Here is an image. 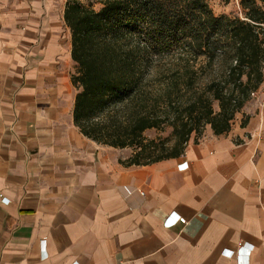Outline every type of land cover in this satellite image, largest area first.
Masks as SVG:
<instances>
[{
    "label": "crops",
    "instance_id": "obj_1",
    "mask_svg": "<svg viewBox=\"0 0 264 264\" xmlns=\"http://www.w3.org/2000/svg\"><path fill=\"white\" fill-rule=\"evenodd\" d=\"M64 9L0 0V264H264V83L227 132L124 164L74 123Z\"/></svg>",
    "mask_w": 264,
    "mask_h": 264
},
{
    "label": "trees",
    "instance_id": "obj_2",
    "mask_svg": "<svg viewBox=\"0 0 264 264\" xmlns=\"http://www.w3.org/2000/svg\"><path fill=\"white\" fill-rule=\"evenodd\" d=\"M100 1L65 3L73 119L98 143L133 148L124 164L179 157L207 126L227 132L264 83V0L230 15L208 0ZM167 126L170 137L145 136Z\"/></svg>",
    "mask_w": 264,
    "mask_h": 264
},
{
    "label": "rangeland",
    "instance_id": "obj_3",
    "mask_svg": "<svg viewBox=\"0 0 264 264\" xmlns=\"http://www.w3.org/2000/svg\"><path fill=\"white\" fill-rule=\"evenodd\" d=\"M60 3H62V6L65 7L66 0H58ZM83 4L86 5H93L96 8H99L101 6L100 0H81ZM208 3L212 9V11L216 15H222V14H240L241 13V5L240 0H208ZM67 35L70 36L69 28L67 27ZM74 62H73V72L75 70L74 68ZM256 97V96H252ZM216 107H218L216 105ZM171 127H166L164 130H158V129H150L145 132V136L148 139L151 138H158V137H170L171 136Z\"/></svg>",
    "mask_w": 264,
    "mask_h": 264
},
{
    "label": "built area",
    "instance_id": "obj_4",
    "mask_svg": "<svg viewBox=\"0 0 264 264\" xmlns=\"http://www.w3.org/2000/svg\"><path fill=\"white\" fill-rule=\"evenodd\" d=\"M258 93H259V90L258 91H255V92H252V96H257L258 95ZM187 165H188V162L187 161H184L183 163H181L180 164V167L182 166V167H184V168H186L187 167ZM126 191H127V195H130L133 191L130 189V188H128V187H126ZM135 191H137L138 193H140L141 195L143 194L141 191H139V190H135ZM0 196H1V198H2V201H5L6 200V197H4L3 196V194H0ZM183 222V223H185L186 221H187V219L185 218V217H182V216H180L179 217V219H178V216L176 215V214H170L169 216H168V218H167V220H166V224L167 225H173V224H175V222Z\"/></svg>",
    "mask_w": 264,
    "mask_h": 264
}]
</instances>
